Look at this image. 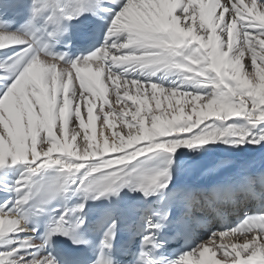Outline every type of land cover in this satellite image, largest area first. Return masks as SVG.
<instances>
[{"label":"snow or ice","instance_id":"obj_1","mask_svg":"<svg viewBox=\"0 0 264 264\" xmlns=\"http://www.w3.org/2000/svg\"><path fill=\"white\" fill-rule=\"evenodd\" d=\"M18 7L0 264H264V158L233 159L264 152V0Z\"/></svg>","mask_w":264,"mask_h":264},{"label":"bare ground","instance_id":"obj_2","mask_svg":"<svg viewBox=\"0 0 264 264\" xmlns=\"http://www.w3.org/2000/svg\"><path fill=\"white\" fill-rule=\"evenodd\" d=\"M95 123H96V127L94 130L98 134L99 133V121ZM262 158H264V152H256V153H251V154L250 153H239L233 159L237 161L253 160L256 163H259Z\"/></svg>","mask_w":264,"mask_h":264}]
</instances>
